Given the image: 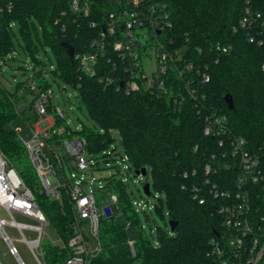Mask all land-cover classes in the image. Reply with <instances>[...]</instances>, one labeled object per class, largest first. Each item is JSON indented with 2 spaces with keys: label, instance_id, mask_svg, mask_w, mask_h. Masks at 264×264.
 <instances>
[{
  "label": "trees",
  "instance_id": "1",
  "mask_svg": "<svg viewBox=\"0 0 264 264\" xmlns=\"http://www.w3.org/2000/svg\"><path fill=\"white\" fill-rule=\"evenodd\" d=\"M151 2L164 7L168 14L169 26L158 35L160 42L171 53L178 52L169 57L167 74L153 86L125 91L130 79L125 67L129 63L112 49L113 41L120 38L117 35H106L107 45L98 53L90 72L83 70L75 57L70 58L62 46H72L76 55L97 52L92 43L100 39L116 6H124L122 0H94L88 16L74 12L70 0H0V7L11 6L9 11L0 12V57L6 58L14 48V27L21 33L26 45L24 51L34 59L35 65L42 63L36 58L39 50L33 35L41 45L49 46L56 60L49 56L53 66L51 77L61 78L75 89L92 118V126H83L75 132L64 127V120L57 119L56 126L65 128L62 137L77 133L85 140L90 155L107 156L105 151L115 142L116 132L129 163L126 172L145 168L143 184L149 183L150 176L153 188L161 194L155 198L154 210L164 218L166 204L170 221L177 223L171 233L158 227L156 244L141 227L139 238L134 241L136 256L133 257L127 224L138 223L137 212L128 183L123 179L110 180L106 188L109 199L113 194L118 198L117 212L107 208L101 214L102 253L91 264H214L216 254L211 239L225 230L220 208L241 202L237 194L242 170L238 166L240 157L231 154L234 141H244V148L257 157L264 175V0ZM248 6L261 14L251 27L241 24ZM217 46L221 48L217 50ZM227 46L232 49L223 52L222 48ZM36 76L42 79L38 83L40 93L51 90L42 72ZM159 83L164 85V90L159 89ZM20 89L24 85L18 83L16 92L12 93L0 82V150L35 194L39 207L57 233L68 239L72 236L75 214L68 205L67 193L62 191L60 201L38 193L36 174L25 162V147L16 132L8 129L9 122L21 114L14 105ZM226 94L233 100L232 110L224 101ZM33 103L34 97L30 108ZM53 106L51 101L48 110ZM214 116H226L227 121L223 129L216 130L219 134L207 136L204 128ZM54 142L59 143L52 137L48 144ZM110 153L117 152L112 148ZM49 157L52 160L53 154ZM207 165L211 166L208 174ZM57 178L68 181L61 173ZM246 186L252 193L250 204H255L256 210L264 214L261 185L247 183ZM97 192L94 190L95 197ZM102 201H108L104 194L96 197L98 207ZM120 212L126 215L127 224L117 219ZM128 212L132 215L128 216ZM46 251L53 263L59 261L55 257L66 256L60 246H48Z\"/></svg>",
  "mask_w": 264,
  "mask_h": 264
},
{
  "label": "built area",
  "instance_id": "2",
  "mask_svg": "<svg viewBox=\"0 0 264 264\" xmlns=\"http://www.w3.org/2000/svg\"><path fill=\"white\" fill-rule=\"evenodd\" d=\"M122 1L125 3L124 6H116L115 12L110 13V22L102 31L100 39L92 43L97 48V52L74 54L73 57L77 59L83 70L90 72L97 61L98 53L107 45L106 35L119 36L120 38L113 41L112 49L123 61L129 63V67H125V70L129 72L130 79L124 86L125 91L129 93L139 90L142 86H153L155 82H159L160 78L168 72L169 57L177 55L178 52L168 51L158 38L165 27L169 26L168 14L164 7L152 3V0ZM93 3L94 0H70V7L74 12L88 16L92 11ZM10 9L9 5L2 6L0 12ZM260 18L261 14L248 6L241 24L251 27ZM253 39L254 37L251 41ZM259 43L262 44V40ZM220 48V46L216 47L217 50ZM231 49L232 46H227L223 47L222 51L228 52ZM153 51L156 52V59L154 69H151L150 61L147 60L152 59ZM6 62L5 57H0V73ZM262 69L264 70V62ZM204 78L205 81L209 80L208 75ZM158 86L160 90H164L163 84L159 83ZM28 90L35 94L33 109L36 113L37 126L31 128L32 139L28 142L21 140V142L36 174L38 193L59 201L62 199V191L67 193L68 205L75 214L71 224L72 236L64 239L55 230L57 238H51L46 233V228L52 226L49 218L39 207L35 194L27 187L15 168L11 167L9 159L0 150V212H6L10 217L9 220L0 218V239L6 244L7 252L16 259L17 264L25 263L19 254L16 242H22L28 246L37 264H91L92 260L102 253L101 214H105L107 208L111 210V206L105 207L100 213L94 190L88 189L74 173H72V179H68L69 182L58 180V173L65 176V163L48 141L52 137L57 138L67 155L76 161L77 171H85L90 167L82 156V153L86 151V142L80 137L76 139L73 136L62 137L66 133L65 128L57 127L56 120H65L66 116L56 105L51 111L48 110L52 97L51 90L40 93L38 83L33 80ZM226 121V116L212 117L204 128L205 135L209 136L215 132L219 134L216 130L223 129ZM222 144L223 141L220 142V145ZM45 146H48L53 154L52 160L45 154ZM232 146L234 147L232 156L240 157L238 166L242 174L238 179L240 191L237 198L241 199V202L225 204L220 208L219 212L225 219V230L223 234L211 239L216 254L214 264H264V214L256 210L255 204H250L252 193L246 186L247 183L260 184L264 199V175L261 173L259 160L244 148L242 139L234 141ZM225 167L229 168L228 165ZM210 172L211 166L207 165L206 173ZM110 201L112 205H116L117 196L111 195ZM15 215L28 222L17 221ZM6 226L14 228L19 233L20 239L11 238L5 230ZM26 233L32 234V238H28ZM128 245L131 255L135 257L134 242L128 241ZM48 246H60L63 251H66V256L63 259L55 257L59 261L55 260L56 263H53L54 261L47 255ZM0 264H2L1 260Z\"/></svg>",
  "mask_w": 264,
  "mask_h": 264
},
{
  "label": "rangeland",
  "instance_id": "3",
  "mask_svg": "<svg viewBox=\"0 0 264 264\" xmlns=\"http://www.w3.org/2000/svg\"><path fill=\"white\" fill-rule=\"evenodd\" d=\"M36 25L37 27L40 26L38 22H36ZM14 32L16 35L13 38L14 48L6 56L7 62L1 70L0 82L12 93L16 92L18 83L24 85V91L20 89L19 93L14 98L15 109L21 114H18L9 122L8 129L14 130L20 140L28 142L32 139L33 134L31 128L37 126V120L34 109L29 107L34 95L28 90V87L32 80L37 83L42 82V79L36 76L37 72H42V75L51 85L52 103L60 107L65 113L66 118L63 121L64 127H69L72 132H75L81 131L84 128L83 126H92V118L88 113L86 106L81 102L78 92L71 86L65 84L61 78L57 77L54 79L51 77L50 70H52L53 66L49 61V56L54 62H56L51 48L49 46L41 45L35 35H33L34 41L37 43L39 50L36 58L42 63L35 65L34 59L29 53L24 51L26 46L25 41L16 27H14ZM151 57L152 59L149 60L148 58L147 61H150L149 65L152 66L151 69H154L156 59L155 51L151 53ZM73 137L76 139L79 135L75 133ZM113 137L115 138V142L107 151H105V154H108L107 156H104L103 153L90 155L87 151L82 153V156L90 165L89 169L85 171H77L76 161L67 155L61 144L54 142L52 146L56 149L57 155L65 160L64 174L69 180L72 179L71 176L72 173H74L76 174L77 179L82 180L88 189L98 190L96 193L97 198H100L102 194H104L105 197H108V201H102L99 204L100 213L103 212L105 207H110L112 205V202L109 199V190L106 188L107 183L113 179H123L127 182L131 202L137 212L138 223L128 226L126 215L122 212L117 214V219L122 224H127L129 241L134 242L139 238V231L142 227V232L149 237H153V242L156 244L158 227L171 233L169 225L170 218L167 215L168 207L166 204L164 205V218L154 210L155 198L161 197V194L153 188L150 176L148 179L151 184L152 196L147 197L143 191V181L146 178L135 176L134 170L133 172L128 171V173H124L129 163L124 155L120 136L114 132ZM112 148H114L117 153L111 154L110 151ZM44 152L48 157L52 156L48 146L44 147ZM25 162L32 167L28 156L26 157ZM98 188H101L102 190L99 191ZM127 215H132V212H128ZM0 218L6 220L10 219L9 215L4 211L0 212ZM15 218L19 222H28L18 215H15ZM5 230L11 238L20 239L19 233L14 228L6 226ZM46 233L51 238H57L53 226H48L46 228ZM26 236L32 238V234L26 233ZM45 241H47V239H45ZM16 246L25 264H37L25 243L16 242ZM0 260L2 264H17L16 259L7 252V246L1 239ZM134 264L139 263L136 262Z\"/></svg>",
  "mask_w": 264,
  "mask_h": 264
},
{
  "label": "water",
  "instance_id": "4",
  "mask_svg": "<svg viewBox=\"0 0 264 264\" xmlns=\"http://www.w3.org/2000/svg\"><path fill=\"white\" fill-rule=\"evenodd\" d=\"M62 46L66 49V51H67L68 55L70 56V58H73V56H74V48H73L72 46H70V45H67V44H62ZM120 86L122 87V86H123V83H121ZM224 101H225V103H226V105H227V108H228L229 110H232L233 107H234V105H233V100H232V98L229 96V94H226V95L224 96ZM134 175H135V176L146 177V175H147V171H146L145 168H143V169H141V170H137V171H135V172H134ZM150 187H151V185H150V183H148V182L145 183V184H143V191H144V193H145V195H146L147 197L150 196ZM111 210H112L113 213H116V212H117V206H116L115 204L111 205ZM176 224H177V223L174 222V221H170V222H169V225H170V229H171V231L174 230ZM214 233H215L216 235H218L216 231H214Z\"/></svg>",
  "mask_w": 264,
  "mask_h": 264
}]
</instances>
